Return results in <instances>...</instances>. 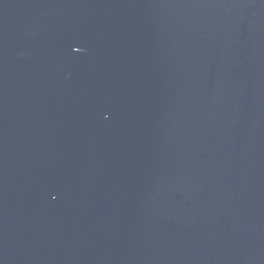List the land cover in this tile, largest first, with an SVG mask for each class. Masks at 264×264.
<instances>
[{"label": "water", "instance_id": "95a60500", "mask_svg": "<svg viewBox=\"0 0 264 264\" xmlns=\"http://www.w3.org/2000/svg\"><path fill=\"white\" fill-rule=\"evenodd\" d=\"M0 264H264V0H0Z\"/></svg>", "mask_w": 264, "mask_h": 264}]
</instances>
